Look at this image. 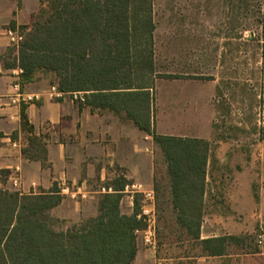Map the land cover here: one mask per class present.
<instances>
[{"label": "crops", "instance_id": "0c3cea01", "mask_svg": "<svg viewBox=\"0 0 264 264\" xmlns=\"http://www.w3.org/2000/svg\"><path fill=\"white\" fill-rule=\"evenodd\" d=\"M17 2L0 0V186L23 191L22 194H36L47 192L53 186L59 189L67 183L81 184L94 192L99 185H107L119 175L127 181H135L133 177L143 180L152 177L158 165L166 173L158 147L155 157H146L143 165L140 147L143 140L152 142V137L138 129L124 113L93 108L68 96L50 99L47 91L56 83L55 74L51 71L37 70L31 81H24L20 76L22 91L39 93L41 97L27 105H11L9 94L14 66L7 64L12 63L8 61L10 44L4 34L9 25H2L12 20L16 27L17 24H28L32 15L27 22L23 19L25 13L28 17L35 12L32 0H20V8ZM147 4L153 23L155 79L213 77L204 72L207 46L214 43L213 33L208 32L207 0H148ZM136 41L145 44L143 38ZM155 130L158 131L157 128ZM30 137L36 138L44 149L43 162L32 153L34 148L30 147ZM190 137L211 142L210 138ZM24 149L28 150L27 155L22 152ZM144 149L149 151L147 147ZM233 158L234 172L231 176L234 177V190H231L221 181L233 169ZM253 162L254 153L210 151L200 236L199 240L190 237V241L226 235H234V241L227 245L224 253L217 255H208L198 242L195 247L186 243L170 247L162 264H264V246L253 249L249 240L256 225L264 221V188L254 183ZM143 166L146 170L144 176ZM15 167L19 168L20 188L11 182ZM143 183L152 184L148 181ZM97 195L102 194L93 193L85 200L62 196L61 202L49 211L50 216L61 224L57 228L68 227L81 221L82 217L96 216L98 204L93 198ZM167 200L169 203L168 195ZM120 209L124 214L132 213L133 201L129 195L122 194ZM132 264H155L153 252L138 241Z\"/></svg>", "mask_w": 264, "mask_h": 264}, {"label": "trees", "instance_id": "16d2710c", "mask_svg": "<svg viewBox=\"0 0 264 264\" xmlns=\"http://www.w3.org/2000/svg\"><path fill=\"white\" fill-rule=\"evenodd\" d=\"M147 1L48 0L47 8L18 27L24 30L23 40L7 64L22 68L24 81L33 80L37 70L51 71L61 91H84V104L124 113L150 135L166 166L175 222L199 240L210 143L155 130L153 23ZM9 27L16 28L15 21ZM140 38L145 44L136 41ZM29 143L43 162L45 151L36 138L30 137ZM126 182L122 175L109 182L115 191L100 195L97 215L65 228L55 227L58 220L49 214L62 200L55 186L36 194L0 186V264H132L137 251L134 231L142 221L136 217L137 198L131 214L121 212ZM234 238L197 242L208 255H217Z\"/></svg>", "mask_w": 264, "mask_h": 264}, {"label": "rangeland", "instance_id": "374dc122", "mask_svg": "<svg viewBox=\"0 0 264 264\" xmlns=\"http://www.w3.org/2000/svg\"><path fill=\"white\" fill-rule=\"evenodd\" d=\"M32 3L35 12L28 17L25 13L23 19L27 22L32 14L39 13L41 8L49 5L48 0H32ZM30 4L27 3V6ZM17 6L21 7L20 0ZM262 8L263 0H207L208 32L213 33L214 43L207 46L204 72L213 77L155 79L153 119L158 133L210 138V148L214 151L254 153V183L264 188ZM6 25H9V21L2 27ZM20 25L22 23L17 24V29L24 35V30L18 28ZM14 52L10 45L8 61H13ZM146 147L149 149L147 152ZM156 147L153 139L152 142L143 140L140 148L144 166L146 157H155L159 149ZM38 152L32 149V153ZM231 161L233 169L227 177H223L221 184L234 190V177L231 176L234 158ZM144 166L142 176L146 171ZM165 175L163 167L158 165L152 177L143 180L133 177L142 182H152L155 187L158 212L156 256L162 261L167 256L168 248L179 247L183 243L195 247L197 243L190 241V236L175 222V214L167 200ZM99 197L95 196L94 201L97 202ZM60 226V223H55V227ZM257 227L249 238L253 249L259 248L254 242Z\"/></svg>", "mask_w": 264, "mask_h": 264}, {"label": "built area", "instance_id": "2783aa9c", "mask_svg": "<svg viewBox=\"0 0 264 264\" xmlns=\"http://www.w3.org/2000/svg\"><path fill=\"white\" fill-rule=\"evenodd\" d=\"M9 44L15 49L14 55H16L18 46L23 40V35L16 28H6L4 30ZM23 70L19 66H14L13 75L14 80L11 83V92L9 94V100L11 105L21 106L33 103L40 99L39 93H27L22 91L20 87V76ZM47 95L50 99H57L60 97L68 96L71 100L78 103H85L84 91H70L63 92L58 88L57 83L51 85L47 91ZM147 138V137H146ZM15 174L11 177L12 185L16 188H20L19 182V168L15 167ZM114 188L109 185L101 184L98 188L92 192L86 189L81 184H62L58 189V194L61 196H69L75 200L88 199L93 193L106 194L114 192ZM122 194H127L131 197L138 199L139 209L136 217L142 221V227L134 231L137 242L139 241L144 247L151 250L154 255L155 264H162V259L156 257L157 249V228H158V212H157V199L154 186L152 184H146L140 181H127L122 190ZM255 243L259 247L264 246V221L260 222L256 233Z\"/></svg>", "mask_w": 264, "mask_h": 264}]
</instances>
